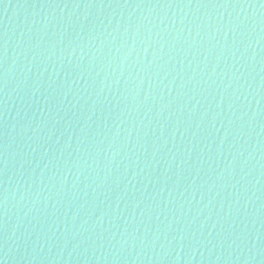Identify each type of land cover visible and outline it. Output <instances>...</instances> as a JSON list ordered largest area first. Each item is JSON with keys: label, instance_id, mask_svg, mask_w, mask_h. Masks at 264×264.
I'll list each match as a JSON object with an SVG mask.
<instances>
[{"label": "water", "instance_id": "95a60500", "mask_svg": "<svg viewBox=\"0 0 264 264\" xmlns=\"http://www.w3.org/2000/svg\"><path fill=\"white\" fill-rule=\"evenodd\" d=\"M2 264H264V0H0Z\"/></svg>", "mask_w": 264, "mask_h": 264}, {"label": "snow or ice", "instance_id": "6c2138e0", "mask_svg": "<svg viewBox=\"0 0 264 264\" xmlns=\"http://www.w3.org/2000/svg\"><path fill=\"white\" fill-rule=\"evenodd\" d=\"M0 264H2V262H0Z\"/></svg>", "mask_w": 264, "mask_h": 264}]
</instances>
